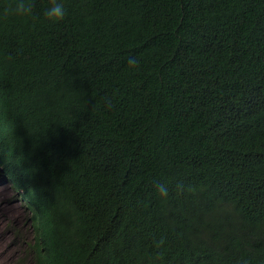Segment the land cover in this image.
Returning a JSON list of instances; mask_svg holds the SVG:
<instances>
[{"label":"trees","instance_id":"16d2710c","mask_svg":"<svg viewBox=\"0 0 264 264\" xmlns=\"http://www.w3.org/2000/svg\"><path fill=\"white\" fill-rule=\"evenodd\" d=\"M66 4L58 25L0 16L24 260L264 264V0Z\"/></svg>","mask_w":264,"mask_h":264},{"label":"rangeland","instance_id":"374dc122","mask_svg":"<svg viewBox=\"0 0 264 264\" xmlns=\"http://www.w3.org/2000/svg\"><path fill=\"white\" fill-rule=\"evenodd\" d=\"M29 214L12 188L0 184V264H28L24 241H31Z\"/></svg>","mask_w":264,"mask_h":264},{"label":"clouds","instance_id":"9594fccd","mask_svg":"<svg viewBox=\"0 0 264 264\" xmlns=\"http://www.w3.org/2000/svg\"><path fill=\"white\" fill-rule=\"evenodd\" d=\"M36 0H0V16L17 17L26 20L42 19L51 25H58L64 22L67 16L66 0H46L40 13L36 16ZM135 58L128 59V65L135 68L138 65ZM156 192L161 198H167L169 195L168 187L165 184H157Z\"/></svg>","mask_w":264,"mask_h":264}]
</instances>
